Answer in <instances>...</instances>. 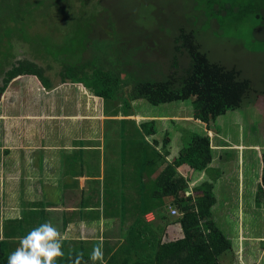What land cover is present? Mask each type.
<instances>
[{
	"label": "crops",
	"instance_id": "crops-1",
	"mask_svg": "<svg viewBox=\"0 0 264 264\" xmlns=\"http://www.w3.org/2000/svg\"><path fill=\"white\" fill-rule=\"evenodd\" d=\"M69 85L74 87L72 97L70 95L66 99L60 94L54 97L53 103L58 110H49L45 106L36 109L33 104L29 110L31 115L26 112L17 117L21 120L19 124L22 122L20 126L32 125L37 131H26L23 136L22 131H8L11 135L17 132L16 142L0 146L2 158L8 151L18 155L17 162L10 165L5 159L0 162V235L3 230L7 237H10L8 233H15L14 238L7 240L9 250L13 252L19 247L18 234L22 233L23 237L41 224L50 222L63 237L64 256L57 258L55 264H92L89 256L97 245L104 254L103 261L97 264H148L153 260L151 249L156 247L154 241H150L148 247V233L156 237L159 244L174 242L182 234L176 217L167 213L169 204L166 199L161 206L158 200L150 199L152 182L164 162L157 161L154 167L140 163L136 171L126 170L127 165L123 163L121 166L120 162L122 152L125 156L128 153L126 143L130 133L136 136V141L130 139L136 153L151 150V145L140 137L133 124L135 127L140 120L154 119L158 129L166 125L171 128L173 138H168V155L164 157V161L169 162L177 156V135L190 133L197 124H193L190 115L184 113L167 117L140 114L135 111L138 101L129 102L128 108H124L116 101L97 100L82 85ZM73 98H76L77 108L69 111L61 108L70 104ZM40 99L43 101L37 99L38 102L47 104V96ZM114 103L118 105L113 107ZM119 108L124 110V115ZM36 112L40 115H33ZM104 120L110 126L104 123L102 128ZM52 125L57 131H52ZM121 126H128V129L121 131ZM181 126L190 127V131H177ZM101 128H107V131H101ZM164 132L156 131L154 138H159ZM214 134L210 141L213 155L209 167L218 171V176L211 169L202 171L193 177L192 185L207 180L212 183L218 202L223 200L212 209V216L218 227H224L231 248L218 257V263H223L224 254L228 253L232 258L231 264H248L247 254L251 253L250 246L256 238L247 234L248 223L253 218L252 213L262 211V207L256 210L254 203L258 198L256 186L259 177V151L256 150L261 147L258 148L260 144L256 135H249V138L241 136L229 142L219 133ZM0 135V143L4 144L2 131ZM7 138L13 137L8 135ZM48 138L55 139L48 142ZM24 140L25 145H20ZM226 140L228 147L221 145ZM157 150L162 151L159 147ZM226 150L233 151L236 156V166L232 164L229 170L223 166L225 160L221 163V152ZM176 171L186 178L190 176L189 179L193 175L186 165ZM225 199L232 202L226 203ZM81 253L83 258L79 259ZM112 257L113 260L108 262Z\"/></svg>",
	"mask_w": 264,
	"mask_h": 264
},
{
	"label": "rangeland",
	"instance_id": "rangeland-1",
	"mask_svg": "<svg viewBox=\"0 0 264 264\" xmlns=\"http://www.w3.org/2000/svg\"><path fill=\"white\" fill-rule=\"evenodd\" d=\"M35 1L40 0H16V5L31 4ZM56 1L60 3L59 0ZM206 1L64 0L57 7L58 17L53 16L50 9H47L46 13L51 19L32 16V21H29L26 26L30 35L27 36V42L15 35L13 31L10 32V51L6 63L2 67L5 68L21 59L32 61L42 68L43 75L48 78L51 88L47 91L42 89L30 77L13 79L6 85L0 96V134L2 131L3 140H5V145L0 143V146H7L8 143L14 144L16 142L17 132L11 135L12 133L10 134L8 131H22L21 136L26 135V131H37V128L35 130L32 125L20 126L22 122L19 124L21 120L18 119L22 116L21 114L25 115L26 112L31 115L29 110L33 104V108L36 109L37 107L42 109L41 107L45 106L49 110L54 108L58 110L59 108L53 103L56 95L60 94L66 99L70 95L72 97L74 87L68 82L65 87L61 86L58 79L61 63L75 64L80 57H85L84 60L95 59V61L97 58H100L101 61L106 58L109 65L106 62L104 65L111 66L115 62L109 61L116 59L119 63L126 62L124 64L136 70L143 79L162 80L167 72L171 71L167 66L168 63L174 62L177 70L186 67L188 64L185 52L177 46L173 48L174 39L178 35V30L181 29L184 32L192 33L198 50L205 54L209 62L218 64L225 69L234 68L239 72L238 78L245 79L249 83V90L243 96L238 107L215 118L214 123L209 124L211 132L216 133V135L219 133V135L226 137L229 142H234L241 136L249 138V135L250 137L256 135L260 144L258 148L261 147L256 151L264 149V9L258 10L257 15L254 16L251 13V8L258 3L255 0L245 1L247 2L246 5L250 7L247 11L244 10V7L240 8V0H238L239 4L235 6L231 4L237 0H217L220 4L217 9L208 8ZM229 6H231V10H229ZM239 11L245 12V15L239 20H234L233 16H238ZM4 13L2 6L0 7V17L4 18ZM54 17H56V23H54ZM76 22L81 24L83 30L81 34H75ZM5 29L6 27H0V37L3 36L7 39ZM69 46L79 48L75 47V50H71ZM52 54H56L57 57L53 58ZM111 68L115 72L118 70L115 64ZM131 74L129 72L128 76ZM119 75L121 81L129 78L125 74L120 73ZM79 84L86 86L88 82L81 81ZM84 93L89 94L85 91ZM42 96L48 97L47 104L38 102L37 99L43 101L40 99ZM79 97L83 101V97ZM75 99L73 98L70 104L62 105L61 108L65 107L67 111L77 108ZM96 99L99 100V98ZM119 103L121 102L119 101ZM183 104L185 105L186 102ZM117 105L114 103L113 107ZM83 106L88 107L87 104H83ZM136 106L135 111L138 113L154 117H167L184 112L180 108L181 105L177 103L152 106L143 100H139ZM119 110L122 115L124 110L120 108ZM186 113L187 111L184 114ZM33 115L40 114L36 112ZM104 123L106 126H110L107 120L102 122V124ZM105 124L102 128L105 127ZM166 126L158 130L166 131V136L172 139L171 128L169 125ZM102 128L101 131H107V128ZM40 129H43V126ZM53 129L54 126L52 125V131H57ZM123 129L127 130L128 126H121V131ZM188 130L190 131V127L181 126L177 131ZM189 134L186 132L177 135L179 148L187 143ZM8 135L13 138L8 139ZM21 136H19L20 140ZM129 136L126 143L128 153L126 156L123 154L122 161L125 166L127 165L126 170L136 171L140 163L143 165L145 155L138 160L140 153H136L130 144V139L134 142L136 136L131 133ZM54 139L48 138V142H52ZM227 140L222 141L221 145L228 147ZM21 143L25 145L26 142L24 140L20 142V145ZM122 143L124 144L125 141ZM150 155L148 153L146 156ZM221 155V163L225 160L226 163L223 166L226 170L232 169V164L236 166V156L233 151L226 150L221 152ZM4 157H1L0 149V162L5 159L6 164L10 165L13 161L17 162L18 160L17 153L13 151L6 152ZM242 160L245 168L246 154L243 155ZM219 196L222 198V195ZM131 199L129 198V200ZM219 201L223 202L222 199ZM224 202L230 203L232 201L225 199ZM259 202L262 211L252 213L251 217L253 218L250 219L249 223L247 222L249 224L247 234L256 237L253 238L254 241L250 246L251 253H242L248 255L246 258L248 264H264V198L261 197ZM167 204H169L168 201ZM243 221H246L245 217ZM219 227L225 232L223 226ZM249 238L246 239L249 240ZM224 255L225 259L221 264H231L230 254L225 253Z\"/></svg>",
	"mask_w": 264,
	"mask_h": 264
},
{
	"label": "trees",
	"instance_id": "trees-1",
	"mask_svg": "<svg viewBox=\"0 0 264 264\" xmlns=\"http://www.w3.org/2000/svg\"><path fill=\"white\" fill-rule=\"evenodd\" d=\"M62 1L64 0H59L60 3L56 0H40L17 6L16 0H0V7L3 6L5 11L4 18L0 17V27H6L4 32L8 36L7 39L3 36L0 37V96L10 81L22 77L32 78L42 89L51 88L48 78L43 75L42 68L32 61L21 59L5 68L2 66L6 63L10 51V32L13 31L15 35L27 42V36L30 35L26 26L29 21H32V16L51 19L46 13L47 9H50L52 15L58 17L57 7L61 5ZM245 1L240 0L241 5L239 6L240 8L244 7V10L247 11L250 7L246 5ZM255 1L258 3L251 8V13L254 16L257 15L258 10L264 9V0ZM206 4L210 9H217L220 6L217 0H207ZM238 4L237 0L231 5ZM230 7H228L229 10H231ZM244 15L245 12L239 11L238 16L234 15L233 18L239 20ZM56 17L53 19L54 23H56ZM80 25L76 22L75 34L82 33ZM173 45V48L177 46L185 52L188 64L177 70L174 62L168 63L167 66L171 71L164 74L165 77L162 80L143 79L136 70L125 65L126 62L119 63L116 59L109 62H115L114 64L118 68L117 72L112 70L113 67L111 68L114 64L108 66L106 58L102 61L97 58L95 61V59L84 60L85 57H80L75 64L61 63L58 79L60 84L88 82V85L83 87L89 90L92 96L101 100L120 101L122 103L120 105L124 108H128L129 102L143 100L152 106L177 103L181 105L183 113L187 111L186 114L190 115L191 122L197 125L190 132L187 143L178 147L176 158L169 162L164 161V157L168 155L169 139L166 132L159 138H154L156 131H159L155 126V120H140L135 124V127L133 124L134 130L138 131L140 137L151 145V150L140 151L141 158L145 155L143 165L154 167L157 165V161L164 162L163 168L152 182L150 199L158 200L159 204L161 203L159 206L164 204V199L168 201L169 205L179 214L175 220L182 234V237L174 242L159 244L156 237L148 233V247L150 241H154L156 244L155 249H151L153 260L151 259L152 261L150 260L148 264H219L218 257L224 252L230 251L231 248L230 240L216 225L212 216V209L220 202L212 191L211 182L206 180L192 185V180L195 175L211 169L209 166L213 152L210 141L215 135L211 132L209 124L214 123L215 118L238 107L243 96L249 90V83L245 79H239V72L234 68L225 69L218 64L209 62L205 54L198 50V45L194 42L191 32L178 30ZM75 47L79 48L69 46L71 50H75ZM52 55L53 58L57 57L56 54ZM105 62L108 65H104ZM129 72L133 74L128 76ZM120 73L129 78L121 81ZM158 147L162 151H158ZM259 152V177L256 186L258 198L254 201L256 210L261 208L259 199L264 198V149ZM122 153L124 154V151ZM148 153L151 155L146 156ZM122 163L123 161L121 166ZM182 165L191 169L193 173L191 179H189L190 176L186 178L177 173L176 169ZM211 171L218 174V171L212 169ZM14 235V232L8 233L10 237H7L4 230L2 232L4 239L0 240V264H7L8 256L12 253L7 240L14 238L12 237ZM20 237H22V233L18 234L16 238ZM150 246L152 247L153 244ZM112 260L113 257L108 262ZM121 264L139 263L123 262Z\"/></svg>",
	"mask_w": 264,
	"mask_h": 264
},
{
	"label": "clouds",
	"instance_id": "clouds-1",
	"mask_svg": "<svg viewBox=\"0 0 264 264\" xmlns=\"http://www.w3.org/2000/svg\"><path fill=\"white\" fill-rule=\"evenodd\" d=\"M3 239L0 235V240ZM18 239L19 247L8 256L7 264H55L57 258L64 256L63 237L50 222L41 224ZM82 258L81 253L79 259ZM103 259L101 247L94 246L89 260L92 264H97Z\"/></svg>",
	"mask_w": 264,
	"mask_h": 264
},
{
	"label": "built area",
	"instance_id": "built-area-1",
	"mask_svg": "<svg viewBox=\"0 0 264 264\" xmlns=\"http://www.w3.org/2000/svg\"><path fill=\"white\" fill-rule=\"evenodd\" d=\"M166 209H167V212H168L171 216H175V217L179 216V214L177 213V211H176L173 207H171L170 205L167 206Z\"/></svg>",
	"mask_w": 264,
	"mask_h": 264
}]
</instances>
